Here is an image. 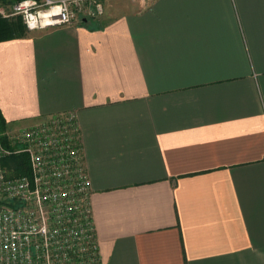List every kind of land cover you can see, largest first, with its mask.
<instances>
[{"label":"crops","instance_id":"0c3cea01","mask_svg":"<svg viewBox=\"0 0 264 264\" xmlns=\"http://www.w3.org/2000/svg\"><path fill=\"white\" fill-rule=\"evenodd\" d=\"M100 2L0 39L2 117L75 113L100 264H264V0Z\"/></svg>","mask_w":264,"mask_h":264},{"label":"built area","instance_id":"2783aa9c","mask_svg":"<svg viewBox=\"0 0 264 264\" xmlns=\"http://www.w3.org/2000/svg\"><path fill=\"white\" fill-rule=\"evenodd\" d=\"M103 12L100 0H17L8 15L32 31ZM19 153L28 156L29 175H11L3 164ZM100 263L75 113L0 133V264Z\"/></svg>","mask_w":264,"mask_h":264},{"label":"trees","instance_id":"16d2710c","mask_svg":"<svg viewBox=\"0 0 264 264\" xmlns=\"http://www.w3.org/2000/svg\"><path fill=\"white\" fill-rule=\"evenodd\" d=\"M1 1L7 2L9 0ZM24 28L25 25L20 15H17L13 20H7L0 16V39L13 37L16 34L22 33ZM8 128V123L0 113V133H4ZM2 141L4 145L9 146L4 135L2 136ZM3 164L8 168V171L10 170L9 173L11 175H29L30 173L29 159L25 153L12 154L3 160Z\"/></svg>","mask_w":264,"mask_h":264},{"label":"rangeland","instance_id":"374dc122","mask_svg":"<svg viewBox=\"0 0 264 264\" xmlns=\"http://www.w3.org/2000/svg\"><path fill=\"white\" fill-rule=\"evenodd\" d=\"M14 2L12 0H9L7 2H2L0 0V16H2V18L7 19V20H13V18H15L17 16V15H8L12 11V5H13ZM19 127H21V126L9 127L7 130L13 131L16 128H19Z\"/></svg>","mask_w":264,"mask_h":264}]
</instances>
